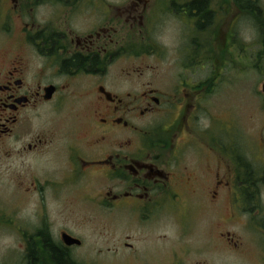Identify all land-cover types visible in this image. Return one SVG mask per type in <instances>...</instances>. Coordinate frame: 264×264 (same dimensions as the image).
Returning <instances> with one entry per match:
<instances>
[{
	"label": "flooded vegetation",
	"instance_id": "obj_1",
	"mask_svg": "<svg viewBox=\"0 0 264 264\" xmlns=\"http://www.w3.org/2000/svg\"><path fill=\"white\" fill-rule=\"evenodd\" d=\"M214 17L209 0H0V173L14 167L18 195L45 216L22 223L16 201L14 229L6 228L1 205L0 229L14 239L11 249L0 244V264L10 250L17 264H82L83 232L106 227L112 258L138 260L136 243L149 225L184 205L207 213L230 200L242 209L251 181L261 212L264 132L250 164L233 125L210 115L211 80L159 89L140 79L148 66L133 64L155 50L154 22L169 19L186 27L191 42L184 68L212 64L208 40L195 42L208 38ZM196 45L205 59H196ZM40 164L50 167L44 175L35 170ZM25 165L34 169L26 176ZM76 209L86 212L82 223L52 218ZM121 216L135 234L118 233ZM64 235L80 244L66 245Z\"/></svg>",
	"mask_w": 264,
	"mask_h": 264
},
{
	"label": "rangeland",
	"instance_id": "obj_2",
	"mask_svg": "<svg viewBox=\"0 0 264 264\" xmlns=\"http://www.w3.org/2000/svg\"><path fill=\"white\" fill-rule=\"evenodd\" d=\"M209 1L215 16L209 25V36L205 40L207 35H201L195 43L205 46L208 40L212 64L202 60L198 65L184 68L190 62L189 51L185 47L191 42L185 34L186 27L171 19L154 22L150 41L155 50L150 49L146 56L134 58L133 64L134 67L142 63L148 66L140 79L153 80L154 87L159 89L179 80H189L191 86L198 81L211 80L210 115L224 120L226 126L233 125L246 161L253 164L259 133L264 132V95L261 92L264 81V0H255L257 9L254 16L239 9L235 0ZM240 5L249 8L252 4L248 0H240ZM256 14L261 15L259 20L255 18ZM197 45V52L203 58L204 48ZM13 169L6 167L0 173V207L3 204L8 209L1 223L14 229L10 219L16 201L21 202L19 221L30 225L38 224L41 219L44 221L45 216L37 211L34 199L30 201L28 195H18L15 184L9 179ZM49 169L47 164L35 168L39 175H44ZM33 170L26 165L20 168L24 176ZM242 192L245 197L242 209H238V202L232 204L230 200L224 201L221 209L207 213L193 208L192 204L184 205L185 208L178 213L166 214L161 223L149 225L147 232H141V242L136 243L138 260L112 258L107 252L113 245L108 227L98 233L85 230V245L76 254L84 257L80 260L82 264H264L261 255L264 230L259 226L260 221L264 222V194L261 212L258 213L252 181L250 194L245 189ZM85 215L81 209L66 211L61 216L53 211L52 218L56 223L66 219L73 224L82 223ZM99 217L101 225L108 223L105 222L107 216ZM124 218L119 217L118 233L130 230L135 234ZM13 239L12 230L0 229L1 245L11 249ZM99 250L104 254L98 262L85 259L86 256L92 258L97 255ZM4 257L6 263L17 264L12 250L7 251Z\"/></svg>",
	"mask_w": 264,
	"mask_h": 264
},
{
	"label": "trees",
	"instance_id": "obj_3",
	"mask_svg": "<svg viewBox=\"0 0 264 264\" xmlns=\"http://www.w3.org/2000/svg\"><path fill=\"white\" fill-rule=\"evenodd\" d=\"M248 1L251 2V4H252V5H250L249 8H246V7L244 8L243 6H241L240 5V0H235V3H236V5L238 6L239 9L247 11L248 13H251L254 16V12H256V9H257L256 4H255V0H248ZM260 16L261 15H257L256 14L255 18L259 20L258 17H260ZM196 55H197L196 59L198 60L199 53L197 52ZM55 255H57V254H55Z\"/></svg>",
	"mask_w": 264,
	"mask_h": 264
},
{
	"label": "water",
	"instance_id": "obj_4",
	"mask_svg": "<svg viewBox=\"0 0 264 264\" xmlns=\"http://www.w3.org/2000/svg\"><path fill=\"white\" fill-rule=\"evenodd\" d=\"M261 92H262V94H264V81H263V83H262V85H261ZM63 241H64V243L66 244V245H68V246H72V245H79L80 244V242L78 241V240H76V239H74V238H72V237H70V236H68V235H64L63 236Z\"/></svg>",
	"mask_w": 264,
	"mask_h": 264
}]
</instances>
